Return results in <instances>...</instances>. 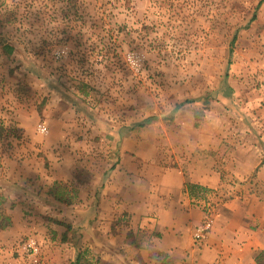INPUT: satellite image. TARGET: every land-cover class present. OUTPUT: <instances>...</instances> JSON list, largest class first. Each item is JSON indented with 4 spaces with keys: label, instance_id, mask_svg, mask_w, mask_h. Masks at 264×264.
<instances>
[{
    "label": "rangeland",
    "instance_id": "1",
    "mask_svg": "<svg viewBox=\"0 0 264 264\" xmlns=\"http://www.w3.org/2000/svg\"><path fill=\"white\" fill-rule=\"evenodd\" d=\"M198 170L264 216V0H0V264L134 256Z\"/></svg>",
    "mask_w": 264,
    "mask_h": 264
},
{
    "label": "crops",
    "instance_id": "2",
    "mask_svg": "<svg viewBox=\"0 0 264 264\" xmlns=\"http://www.w3.org/2000/svg\"><path fill=\"white\" fill-rule=\"evenodd\" d=\"M185 183L213 189L215 174L198 170L187 173L186 177L175 176L169 189L174 196H181L182 203L164 199L163 208L156 209L155 215L133 214L135 240L140 244L134 256L126 257L117 248L111 253V260L105 252L96 260L97 264H257L255 254L264 250V216L255 217L250 209L244 215L245 223L229 225L230 216L237 215L235 210L212 213L211 217L215 216L212 228L205 239L195 242L192 239L194 228L207 215L197 202L204 204L206 197L190 196L184 190Z\"/></svg>",
    "mask_w": 264,
    "mask_h": 264
},
{
    "label": "built area",
    "instance_id": "3",
    "mask_svg": "<svg viewBox=\"0 0 264 264\" xmlns=\"http://www.w3.org/2000/svg\"><path fill=\"white\" fill-rule=\"evenodd\" d=\"M41 130H44V128H41ZM199 199V198H198ZM198 204H201L203 206L204 211L207 213L206 218L197 224L194 228L193 232V240L195 242H200L203 239H205L206 234L209 232L211 229V224H212V219H211V214L209 211V206H206V204L203 202L200 203L199 201L197 202ZM207 208V209H205ZM28 253H31L33 256H36L38 253V248L35 246L34 242H29L23 247Z\"/></svg>",
    "mask_w": 264,
    "mask_h": 264
},
{
    "label": "trees",
    "instance_id": "4",
    "mask_svg": "<svg viewBox=\"0 0 264 264\" xmlns=\"http://www.w3.org/2000/svg\"><path fill=\"white\" fill-rule=\"evenodd\" d=\"M261 2H259L258 5H260ZM254 19V18H253ZM182 105V104H181ZM178 107V106H177ZM176 107V108H177ZM146 122L148 121H144L143 123L139 124V126H143ZM184 188L185 191L190 195L193 196L195 191L198 189H202L204 190L205 188L198 185V184H190V183H185L184 184ZM4 219V218H3ZM262 257H264V250L259 251L256 255H255V260L257 262V264H260L259 259H261ZM70 264H95L94 262H92L91 260L87 259L81 252L78 251V253L76 254L75 258L71 261Z\"/></svg>",
    "mask_w": 264,
    "mask_h": 264
}]
</instances>
